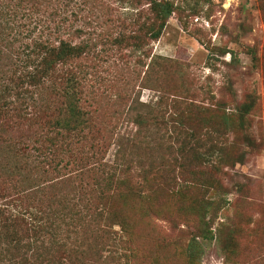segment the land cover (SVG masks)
I'll return each instance as SVG.
<instances>
[{
    "label": "trees",
    "instance_id": "1",
    "mask_svg": "<svg viewBox=\"0 0 264 264\" xmlns=\"http://www.w3.org/2000/svg\"><path fill=\"white\" fill-rule=\"evenodd\" d=\"M119 2L128 11L101 50L81 30L35 41L14 57L4 84L0 78V264H201L210 244L223 264H247L250 255L264 264V212L256 222L241 214L239 199L227 198L235 186L224 183L253 147L245 127L258 97L238 101L232 79L216 96L194 87L176 62L152 55L172 14L208 51L209 64L229 52L189 30L197 2ZM258 7L264 21V0ZM113 51L139 54L143 70L130 72L159 94L154 104L137 96L143 110L125 112L132 135L119 133L124 111L114 123L94 107L104 97V56ZM62 169L72 177L52 184L50 174L63 179ZM245 187L238 183L235 193Z\"/></svg>",
    "mask_w": 264,
    "mask_h": 264
},
{
    "label": "rangeland",
    "instance_id": "2",
    "mask_svg": "<svg viewBox=\"0 0 264 264\" xmlns=\"http://www.w3.org/2000/svg\"><path fill=\"white\" fill-rule=\"evenodd\" d=\"M186 2L190 5L197 2L201 9L197 16H187L189 30L196 32L212 47L229 52L224 56L216 54L215 62L210 61L209 64L208 51L195 36L182 29L177 16L172 14L160 39L151 44L152 55L176 62L186 71V79H190L194 87L208 86L216 96L219 95L218 89L228 84V79H232L238 101H242L251 93L258 97V106L248 117V125L245 127V135L251 138L253 147L244 148L246 149L244 164L227 170L229 174L224 180L229 188L235 186L227 195L229 201L233 203L239 199L236 205L239 212L242 209L241 214L248 219L251 217L256 222L264 212V71L262 67L264 21L261 19L258 0H186ZM124 11L128 9L123 8L119 0H0L2 83L4 84L3 80L15 70L13 64L18 62L14 57L25 51L27 45L32 47L35 41L68 38L81 30L80 37L87 39L90 35L97 44V50H101L102 39L117 33L119 17L127 13ZM187 13L185 15H188ZM251 48L257 53L258 63L252 62L251 55L247 53ZM126 54L129 55L130 51H124L121 55H114V51L111 52L110 55L104 56L103 66L101 65V70L99 68L101 75L107 80L100 88L104 97L100 98L101 101L97 105L94 104V107L99 108L101 119L110 118L114 123L119 119L121 111H124V116L118 121L124 123L127 118L125 112L130 105H133L134 112L137 111L136 109L143 110L136 102L137 96L139 103L154 104L159 95L149 88H141L140 79L137 80L136 75L130 72L143 70L136 62L140 55L123 57ZM105 67L108 72H103ZM141 75L143 76V73ZM122 95L127 104L124 110V104L119 99ZM125 124L120 128V135L134 134L136 128L131 124ZM113 145L107 155L108 160L113 158L116 149ZM62 173L65 175L63 179H60L56 173L50 174L52 184L58 183L60 186L62 180L72 177L64 169ZM238 183L246 185L243 193L241 192L242 196L235 193ZM235 213L234 209H229L225 214L235 221ZM223 219L224 217L220 216L218 221ZM157 222L166 232L170 230L169 224L165 221L157 220ZM177 233L174 232L173 237L176 238ZM247 260V264L256 263L252 255ZM201 264H223L216 244L206 246Z\"/></svg>",
    "mask_w": 264,
    "mask_h": 264
}]
</instances>
